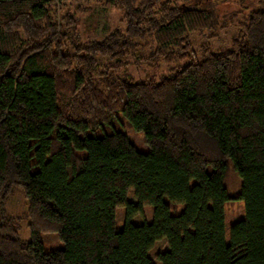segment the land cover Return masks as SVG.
<instances>
[{"label":"trees","instance_id":"16d2710c","mask_svg":"<svg viewBox=\"0 0 264 264\" xmlns=\"http://www.w3.org/2000/svg\"><path fill=\"white\" fill-rule=\"evenodd\" d=\"M180 1L99 0L126 29L84 42L53 2L0 0V264H155L162 240L160 264H264V0H236L256 9L230 49L205 44L200 62L173 67L196 55L195 34L214 38L212 2H226ZM146 46L168 73H121ZM234 202L242 217L227 228ZM145 207L152 222L133 223ZM50 233L62 249L45 251Z\"/></svg>","mask_w":264,"mask_h":264},{"label":"rangeland","instance_id":"374dc122","mask_svg":"<svg viewBox=\"0 0 264 264\" xmlns=\"http://www.w3.org/2000/svg\"><path fill=\"white\" fill-rule=\"evenodd\" d=\"M56 5L57 11H69L74 15L75 18L79 20L77 31L80 34L82 41L93 42L100 41L106 36L111 34L116 30L124 31L126 29V22L123 18V12L119 9H106L99 0H49ZM211 1V0H210ZM225 3L216 4L214 9L220 16V25L214 31V38H209L208 33L202 35L195 34L192 37L194 46L193 50L196 55H192L191 59L183 62H176L173 67H184L191 62H200L202 60V50L201 46L209 44L213 52L215 51H226L230 49L232 39L238 34V25L242 19L251 11L256 9L255 6H249L246 2L243 8L238 5L236 0H223ZM182 2V0L180 1ZM182 4V3H181ZM81 7L85 9L82 11L78 9ZM232 17V19H231ZM208 45V46H209ZM152 48L146 46L145 48H139L135 55L128 59V65L122 69L124 75L129 76V78L136 81L146 80L148 77L153 76L156 79L161 78L163 75L167 74L168 69L165 62H162L159 68H153L146 63V58L152 52ZM106 59L101 60L104 63ZM172 67V66H171ZM122 115L119 114V118ZM123 125V124H122ZM122 125H118V129L123 131ZM129 139L136 145L137 149L143 153H148L150 148L145 143V138L142 134L136 132L134 129H126L124 131ZM229 186L231 190H236L238 188V183L234 179H230ZM129 200L136 202L133 193L128 196ZM8 212L13 215H20L25 209V200L22 194L17 193L8 203ZM242 205L241 203L234 202L228 205L226 210V224L227 228L233 223L237 222L242 217ZM125 211L120 209L117 213V229H121L122 223L124 221ZM153 220V208L145 207L143 214L136 216L132 219V222L138 225L143 223H151ZM21 235L23 239L30 240V233L26 225L22 226ZM42 241L44 243V248L46 252L55 251L57 249H62L64 244L60 241L58 234H42ZM168 249L167 242L162 240L158 242L155 247L150 252V257L155 262V264H160L157 260V254L164 252Z\"/></svg>","mask_w":264,"mask_h":264}]
</instances>
